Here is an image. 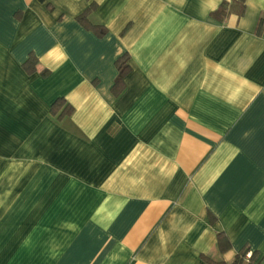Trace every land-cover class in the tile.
Segmentation results:
<instances>
[{"label": "crops", "instance_id": "crops-1", "mask_svg": "<svg viewBox=\"0 0 264 264\" xmlns=\"http://www.w3.org/2000/svg\"><path fill=\"white\" fill-rule=\"evenodd\" d=\"M243 4L0 0V264H264V0Z\"/></svg>", "mask_w": 264, "mask_h": 264}, {"label": "trees", "instance_id": "trees-1", "mask_svg": "<svg viewBox=\"0 0 264 264\" xmlns=\"http://www.w3.org/2000/svg\"><path fill=\"white\" fill-rule=\"evenodd\" d=\"M240 3V14L244 10V0H238ZM228 6L227 2H222L218 10H216L214 13H212V16H214L217 19H221L225 14V10ZM95 7L94 3H91L87 8L83 10V12L77 16L78 21L80 24H82L85 28H92L94 29L98 34L102 35L105 33V28L100 26V25H94L91 24L90 21L88 20V15L91 13L93 8ZM262 21L260 20L257 31L260 30L261 28ZM116 67L118 70V74L116 76V79L114 81V85L112 87V90L114 93H119L123 89V79L126 73L128 72V64L126 63V56L123 55L119 57L116 60ZM35 65H36V58L34 56H29L25 62H24V68L26 72L32 73L35 71ZM42 75H46L47 71H42ZM63 108L61 109V107ZM52 114H57L58 118L63 117L65 115H68L72 112V107L65 102L63 98H58L56 99L50 109ZM217 241H218V246L220 250H223L225 247L228 246L229 242L226 236L223 233H218L217 234ZM249 252V249L244 248L240 250L234 260L232 261L231 264H259V258L257 252L253 251L250 252V256L246 258V254ZM206 260H209V258H206Z\"/></svg>", "mask_w": 264, "mask_h": 264}, {"label": "built area", "instance_id": "built-area-1", "mask_svg": "<svg viewBox=\"0 0 264 264\" xmlns=\"http://www.w3.org/2000/svg\"><path fill=\"white\" fill-rule=\"evenodd\" d=\"M250 256V251L246 254V258H248Z\"/></svg>", "mask_w": 264, "mask_h": 264}]
</instances>
